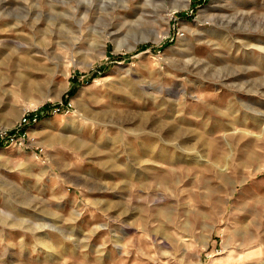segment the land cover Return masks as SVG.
I'll list each match as a JSON object with an SVG mask.
<instances>
[{"label": "rangeland", "instance_id": "1", "mask_svg": "<svg viewBox=\"0 0 264 264\" xmlns=\"http://www.w3.org/2000/svg\"><path fill=\"white\" fill-rule=\"evenodd\" d=\"M123 1L0 0V264H264V0Z\"/></svg>", "mask_w": 264, "mask_h": 264}, {"label": "built area", "instance_id": "2", "mask_svg": "<svg viewBox=\"0 0 264 264\" xmlns=\"http://www.w3.org/2000/svg\"><path fill=\"white\" fill-rule=\"evenodd\" d=\"M55 109L59 110V108L55 106L51 114ZM45 114L47 113L45 112ZM39 116L40 113L38 114L37 110H35V112H25L10 129L0 128V142H2L4 146H8L10 143L15 142L25 143V140L29 138L28 125L35 123Z\"/></svg>", "mask_w": 264, "mask_h": 264}, {"label": "bare ground", "instance_id": "3", "mask_svg": "<svg viewBox=\"0 0 264 264\" xmlns=\"http://www.w3.org/2000/svg\"><path fill=\"white\" fill-rule=\"evenodd\" d=\"M125 1V0H124ZM123 1V2H124ZM86 15H87V13H84L80 18H79V20L78 21H80V22H82V20L86 17ZM212 15V14H211ZM217 17V16H216ZM219 17V16H218ZM221 17V16H220ZM229 18H230V16H228ZM35 20H36V18H34ZM213 19V18H212ZM223 19V18H222ZM221 19V20H222ZM217 20V19H216ZM221 20H219V21H221ZM32 21H34V20H32ZM237 21V20H236ZM216 22V21H215ZM233 22H234V20H233ZM233 22H231V23H233ZM224 24V23H223ZM6 60H7V58H5ZM4 59V60H5ZM3 61V60H2ZM1 61V62H2ZM0 62V63H1ZM192 66V65H191ZM145 87V86H144ZM169 116V115H168ZM129 121V120H128ZM157 122H158V125H161V122H160V120H157ZM164 123L162 122V125H163ZM165 126V125H164ZM174 131H175V128H172ZM193 132V131H192ZM34 133H37V132H34ZM131 133V132H130ZM154 133V132H153ZM165 135H164V137L165 138H172L173 137V134H175L174 132H170V130H166L165 132ZM189 137L187 136V137H185V138H182L181 140H179V141H176L175 143H174V145L176 146V147H178L177 149H180V150H182L183 152H184V154H186V156L188 157V155L190 154L189 152L190 151H188V150H186V149H184V148H182L181 146H180V144L181 143H183V142H186L187 141V139H188ZM162 140H163V138H162ZM108 143V142H107ZM79 147V146H78ZM159 153V152H158ZM182 154V153H181ZM196 154V153H195ZM161 156H163V157H165V158H173L174 157V153L173 154H171L170 152H168V151H165V150H162L161 151ZM178 156V155H177ZM182 156V155H181ZM185 157V156H184ZM178 158V157H177ZM182 159V158H181ZM185 159H186V157H185ZM166 160V159H165ZM173 161V160H172ZM224 174V173H223ZM225 176V175H224ZM222 179H223V177H222Z\"/></svg>", "mask_w": 264, "mask_h": 264}, {"label": "trees", "instance_id": "4", "mask_svg": "<svg viewBox=\"0 0 264 264\" xmlns=\"http://www.w3.org/2000/svg\"><path fill=\"white\" fill-rule=\"evenodd\" d=\"M130 54H127L126 56L128 57ZM124 57L125 56H117V59L118 60H120V59H124ZM105 68V67H104ZM99 71L97 70L96 72H93L90 76H89V78H91V79H93V78H95L96 76H97V73H98ZM75 87L72 85L71 87H70V89L68 90V93L66 94V97L63 99V101L64 102H67L68 101V98L74 93V91H75ZM55 105L56 104H53L52 106L51 105H44V111H46V113L48 114V115H51V111H52V109H54V107H55ZM58 107V106H57ZM39 110H37V113L39 114ZM0 146H4V144L2 143V142H0Z\"/></svg>", "mask_w": 264, "mask_h": 264}]
</instances>
